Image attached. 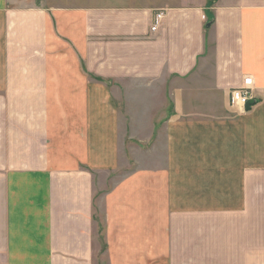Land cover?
Here are the masks:
<instances>
[{
    "label": "crops",
    "instance_id": "0c3cea01",
    "mask_svg": "<svg viewBox=\"0 0 264 264\" xmlns=\"http://www.w3.org/2000/svg\"><path fill=\"white\" fill-rule=\"evenodd\" d=\"M194 3L0 0V264H95L98 207L109 264H264V0Z\"/></svg>",
    "mask_w": 264,
    "mask_h": 264
},
{
    "label": "rangeland",
    "instance_id": "374dc122",
    "mask_svg": "<svg viewBox=\"0 0 264 264\" xmlns=\"http://www.w3.org/2000/svg\"><path fill=\"white\" fill-rule=\"evenodd\" d=\"M29 1L31 4L37 3V5L39 4V2H41L43 6L54 5V4H58L60 6H66L70 4H76L78 0H19V2H22L21 6L26 5L27 2ZM82 1L85 2L86 0H82ZM192 1H194L195 3ZM199 1L200 0H162L161 5L175 6V5L185 4V2L196 4V2H199ZM244 78H251V77L246 76ZM253 88H254V93H255V86ZM164 102L166 103V107L170 109L171 108L170 98ZM231 109L234 110L237 115H241L247 111V110L244 111L242 109H235L232 107ZM148 121H149V118H148ZM135 122L136 123L143 122V118H141L139 121L135 120ZM159 126H160L159 130L147 131V130L141 129L142 127L137 125L136 126L137 129L135 131L123 132V138H121V154H120L121 161L120 162H121V166L124 168L123 169L124 173L115 174L116 179L114 182L112 181L111 185H114L116 182L127 177L128 174H125V173H127L129 170L133 171V169L134 170L158 169V168L160 169L161 167L164 166L165 154H166L165 153L166 132L164 130V126H161V125ZM133 143L135 145V148L133 147L134 150L131 148ZM131 153L134 154V156L131 155ZM133 158H134V161H133ZM96 210L98 213L96 212L97 219L95 223V237H94L95 238V252H96L95 264H109L106 241L104 237L105 222H104L101 208L98 207L96 208Z\"/></svg>",
    "mask_w": 264,
    "mask_h": 264
},
{
    "label": "built area",
    "instance_id": "2783aa9c",
    "mask_svg": "<svg viewBox=\"0 0 264 264\" xmlns=\"http://www.w3.org/2000/svg\"><path fill=\"white\" fill-rule=\"evenodd\" d=\"M164 18V13L160 12L155 16V25L152 31L155 32L157 27L162 22ZM254 84L251 78H244L242 85L238 88L232 90L230 94V106L235 109L247 110V106L251 101H255L254 96Z\"/></svg>",
    "mask_w": 264,
    "mask_h": 264
},
{
    "label": "water",
    "instance_id": "95a60500",
    "mask_svg": "<svg viewBox=\"0 0 264 264\" xmlns=\"http://www.w3.org/2000/svg\"><path fill=\"white\" fill-rule=\"evenodd\" d=\"M255 104V101H251L248 106H247V110H250L251 107Z\"/></svg>",
    "mask_w": 264,
    "mask_h": 264
}]
</instances>
